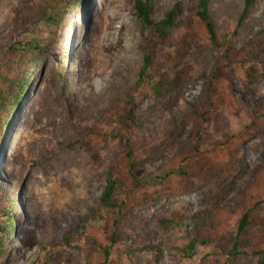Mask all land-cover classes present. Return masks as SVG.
Returning a JSON list of instances; mask_svg holds the SVG:
<instances>
[{
	"label": "rangeland",
	"instance_id": "rangeland-1",
	"mask_svg": "<svg viewBox=\"0 0 264 264\" xmlns=\"http://www.w3.org/2000/svg\"><path fill=\"white\" fill-rule=\"evenodd\" d=\"M197 1L148 0L154 18L175 9L171 37L193 20L190 50L173 63L169 41L155 42L142 29L135 0H83L59 28L44 22L43 0H0L1 118L10 116L18 82L27 81L6 135L0 132V264H102L105 248L107 264H226L247 210L231 264H257L264 251V74L247 84L246 70L264 73L257 47L264 0H208L220 43L230 41L222 47L194 14ZM147 50V73L188 69L166 99L139 81ZM49 94L70 114L69 128L45 120ZM230 159L236 166L227 171ZM110 170L116 206L104 208ZM223 189L215 226L197 235L198 217ZM95 217L101 224L87 223ZM171 218L188 227L163 230L159 221ZM196 235L192 255L180 258L174 246Z\"/></svg>",
	"mask_w": 264,
	"mask_h": 264
},
{
	"label": "trees",
	"instance_id": "trees-1",
	"mask_svg": "<svg viewBox=\"0 0 264 264\" xmlns=\"http://www.w3.org/2000/svg\"><path fill=\"white\" fill-rule=\"evenodd\" d=\"M83 0H43V3L41 5V14L43 16L44 22L49 26H55V28H59L61 24V20L65 13H68L71 8H77L79 3H82ZM85 2V1H84ZM251 0H245V6H248L250 4ZM83 4V3H82ZM135 10L137 19L141 24L142 29L149 28L152 31V35L155 38V42H165L169 41L172 50L170 53L166 55V58L175 63L180 62L184 59V57L188 54L191 44L194 41V38L196 34L192 31V21L191 19H187L185 21L186 30L181 33L177 38L171 37L170 32L173 28L177 26V23L175 21L176 12L175 9L170 10L166 15L160 18H154L150 12L148 0H135ZM200 22H202L209 34V38L212 41L214 45L217 47H222L223 44H230V41L220 43L218 32H217V26L215 22L214 15L211 12V9L209 7L208 0H198L196 2L195 6V13H194ZM40 45H36L37 48H39ZM258 49L262 50L264 49V43L262 41H259L257 43ZM70 43L68 44L67 49L69 50ZM231 47L229 46V49L226 50V54L231 52ZM152 50H147L144 56L143 65L141 67L140 73H139V81L142 80H149L150 86H149V93L155 98L159 99H166L169 94L175 90L182 82L184 76L187 74L188 69L185 67L183 70L176 71L173 76H169L165 72H161L160 69H156L154 73H147L150 70V63L152 60ZM226 56V55H225ZM66 54H64L63 58H61L62 61L66 60ZM264 73H258V70L256 66H251L246 70V80L247 84L254 83L260 76H262ZM27 88V81H21L18 82L17 88L10 96V101L7 103L10 110L7 111V113L10 115L9 118H1L0 117V132L2 136L6 135V132L8 130V126L10 124V119L13 117L15 110L17 109V106L19 105L21 101V97L25 94ZM2 106H6L4 103ZM1 147V144H0ZM127 151L126 155L128 158L132 156V149L130 148V145H126ZM133 164H131V167ZM236 166V162L233 159H230L227 163V171L234 169ZM116 187L117 182L113 176L112 171L110 170L106 177V185L105 188L101 194L99 206L104 208H113L116 206L114 202V195L116 193ZM226 191L223 189L221 190L217 196L215 197L214 203L211 206V208L206 212L205 214L198 217L201 219V222H197L193 232L197 233V235L201 232V226H210L214 227V221L217 218L218 209L217 206L221 202V200L224 199V196L226 195ZM17 202L16 199L8 200L6 201L7 208L5 212L10 215V209L13 203ZM5 203H3L0 200V210L3 208ZM103 218V217H100ZM251 219V210H247L244 212L241 217L238 219V226L236 228V234H235V242L231 248V251L229 253V256L226 260V264H231L232 257L235 255L236 252H238L240 242L239 238L242 236L244 231L248 228L249 222ZM9 223L10 220H9ZM87 223L98 225L101 224V221H98V219L95 217L93 220L87 221ZM204 223V224H203ZM13 224V222H12ZM203 224V225H201ZM159 225L163 228V230H170L182 225H186L188 227V224L184 223L182 220L178 219H167L163 221H159ZM82 228L84 226L82 225ZM197 235L188 243H185L182 246H174L175 251L178 253L180 258H187L192 255V252L194 250L195 244H196V238ZM112 242L113 237H111ZM93 244L96 249V243L93 241ZM43 247V246H41ZM2 243L0 241V256H3L2 251ZM104 256L105 260L102 264H107V258L109 256V251L107 248L104 249ZM138 253H142V251H138ZM257 264H264V251L262 252V255L257 259Z\"/></svg>",
	"mask_w": 264,
	"mask_h": 264
},
{
	"label": "bare ground",
	"instance_id": "bare-ground-1",
	"mask_svg": "<svg viewBox=\"0 0 264 264\" xmlns=\"http://www.w3.org/2000/svg\"><path fill=\"white\" fill-rule=\"evenodd\" d=\"M69 36L70 35H68V38ZM56 101L57 100L55 99L54 94H49V99L47 100V104L45 106V120L47 122H49V120L53 121L54 123L58 122V128L66 127L67 129V127L70 125L69 119L71 118H68V116L70 117V114H68L67 111L64 112L62 108L60 109Z\"/></svg>",
	"mask_w": 264,
	"mask_h": 264
}]
</instances>
